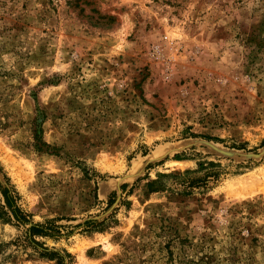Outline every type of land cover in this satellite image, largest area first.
I'll list each match as a JSON object with an SVG mask.
<instances>
[{
    "label": "rangeland",
    "instance_id": "rangeland-1",
    "mask_svg": "<svg viewBox=\"0 0 264 264\" xmlns=\"http://www.w3.org/2000/svg\"><path fill=\"white\" fill-rule=\"evenodd\" d=\"M198 160L209 190L148 192ZM4 176L33 222L73 218L42 239L73 264H264V0H0ZM24 231L0 219V264H57Z\"/></svg>",
    "mask_w": 264,
    "mask_h": 264
},
{
    "label": "trees",
    "instance_id": "trees-1",
    "mask_svg": "<svg viewBox=\"0 0 264 264\" xmlns=\"http://www.w3.org/2000/svg\"><path fill=\"white\" fill-rule=\"evenodd\" d=\"M33 133L36 149L41 152L51 153L50 151H53V148L44 141L41 123L35 122ZM205 137L218 142L223 141L221 138L213 136ZM173 158L176 160L194 159L195 155L191 156L188 152H182L175 154ZM223 174L224 170L220 163L198 160L196 169H188L182 173L160 172L156 178H150L147 174L144 179H148L146 187L150 193L172 191L182 196H189L196 190H209L220 180ZM111 218H113V215L101 222L95 219H88L83 224H77L76 227L83 226L82 232L102 231L108 227ZM0 219L17 227H25L23 234L12 241V244L20 243L19 245L28 246L40 258L54 260L57 264H73V255L70 252L64 248L50 247L46 244V241L42 240L54 239L59 241L63 235L68 236L71 234L73 232L71 229L64 233L68 226L58 222L64 219L72 220L73 218L62 216L46 218L42 222H33L31 214L21 205V196L6 176H4L3 182L0 181Z\"/></svg>",
    "mask_w": 264,
    "mask_h": 264
}]
</instances>
